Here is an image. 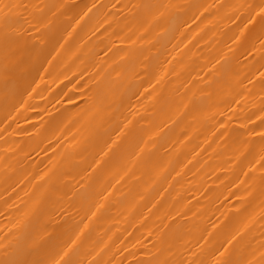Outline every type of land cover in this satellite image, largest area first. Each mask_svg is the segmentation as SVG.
I'll return each mask as SVG.
<instances>
[{"label":"bare ground","instance_id":"6f19581e","mask_svg":"<svg viewBox=\"0 0 264 264\" xmlns=\"http://www.w3.org/2000/svg\"><path fill=\"white\" fill-rule=\"evenodd\" d=\"M0 264H264V0H0Z\"/></svg>","mask_w":264,"mask_h":264}]
</instances>
